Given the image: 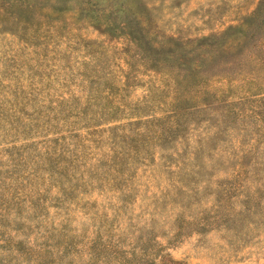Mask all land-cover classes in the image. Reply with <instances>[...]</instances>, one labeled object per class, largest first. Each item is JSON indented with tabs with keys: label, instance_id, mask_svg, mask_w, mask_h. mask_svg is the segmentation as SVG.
<instances>
[{
	"label": "rangeland",
	"instance_id": "374dc122",
	"mask_svg": "<svg viewBox=\"0 0 264 264\" xmlns=\"http://www.w3.org/2000/svg\"><path fill=\"white\" fill-rule=\"evenodd\" d=\"M0 264H264V0H0Z\"/></svg>",
	"mask_w": 264,
	"mask_h": 264
}]
</instances>
